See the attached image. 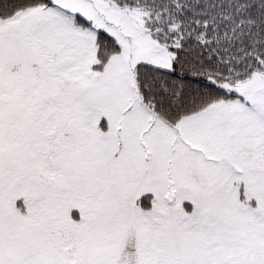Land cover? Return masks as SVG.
<instances>
[{
  "label": "snow or ice",
  "instance_id": "1",
  "mask_svg": "<svg viewBox=\"0 0 264 264\" xmlns=\"http://www.w3.org/2000/svg\"><path fill=\"white\" fill-rule=\"evenodd\" d=\"M0 264H264V0H0Z\"/></svg>",
  "mask_w": 264,
  "mask_h": 264
}]
</instances>
